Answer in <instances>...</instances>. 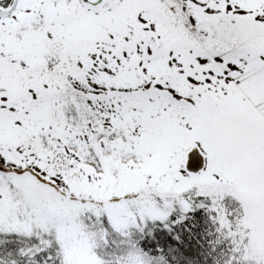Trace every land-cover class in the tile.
<instances>
[{"label": "snow or ice", "instance_id": "1", "mask_svg": "<svg viewBox=\"0 0 264 264\" xmlns=\"http://www.w3.org/2000/svg\"><path fill=\"white\" fill-rule=\"evenodd\" d=\"M0 264H264V0H0Z\"/></svg>", "mask_w": 264, "mask_h": 264}]
</instances>
